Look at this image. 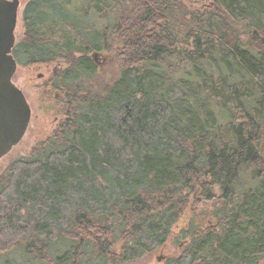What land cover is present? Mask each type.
Returning <instances> with one entry per match:
<instances>
[{
    "label": "trees",
    "instance_id": "trees-1",
    "mask_svg": "<svg viewBox=\"0 0 264 264\" xmlns=\"http://www.w3.org/2000/svg\"><path fill=\"white\" fill-rule=\"evenodd\" d=\"M22 21L14 59L64 64L67 104L0 177V264H129L186 211L163 264H264V0H30Z\"/></svg>",
    "mask_w": 264,
    "mask_h": 264
},
{
    "label": "rangeland",
    "instance_id": "rangeland-1",
    "mask_svg": "<svg viewBox=\"0 0 264 264\" xmlns=\"http://www.w3.org/2000/svg\"><path fill=\"white\" fill-rule=\"evenodd\" d=\"M2 1V0H0ZM12 1V0H3ZM30 0H18L17 24L14 32L15 46L23 40L24 29L22 15ZM15 48V47H14ZM91 56V55H90ZM96 87L99 89L112 86L118 79V63L113 57L104 54L98 58L96 63ZM62 72L65 65L62 63L22 66L17 64L12 83L22 92L30 108V121L26 133L20 143L15 146L9 154L0 159V177L5 170L15 161L28 158L32 150L46 141L59 128L60 123L65 120L67 97L63 89L57 90L52 86L53 71ZM56 71V72H57ZM58 77V76H56ZM198 219L202 220V212H196ZM194 217L190 211H186L181 219L173 226L171 234L166 243L148 256L129 264H163L164 261L177 255L180 238L177 234L189 220ZM179 245V246H178ZM24 264H31L28 261Z\"/></svg>",
    "mask_w": 264,
    "mask_h": 264
},
{
    "label": "water",
    "instance_id": "water-1",
    "mask_svg": "<svg viewBox=\"0 0 264 264\" xmlns=\"http://www.w3.org/2000/svg\"><path fill=\"white\" fill-rule=\"evenodd\" d=\"M18 0L0 1V159L17 146L30 121V108L22 92L12 83L17 69L13 57ZM92 60L99 55L93 53Z\"/></svg>",
    "mask_w": 264,
    "mask_h": 264
},
{
    "label": "flooded vegetation",
    "instance_id": "flooded-vegetation-1",
    "mask_svg": "<svg viewBox=\"0 0 264 264\" xmlns=\"http://www.w3.org/2000/svg\"><path fill=\"white\" fill-rule=\"evenodd\" d=\"M57 69H59V71H60V68H59V67L56 68V69H54V71H53V74L55 75L54 78H55L56 76L60 75V72L58 73ZM56 71H57V72H56ZM52 79H53V78H52Z\"/></svg>",
    "mask_w": 264,
    "mask_h": 264
}]
</instances>
